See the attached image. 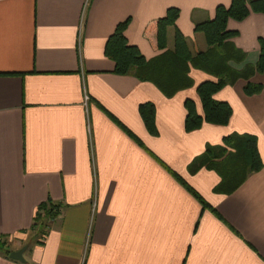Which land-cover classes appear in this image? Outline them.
<instances>
[{"label": "crops", "instance_id": "obj_1", "mask_svg": "<svg viewBox=\"0 0 264 264\" xmlns=\"http://www.w3.org/2000/svg\"><path fill=\"white\" fill-rule=\"evenodd\" d=\"M229 1L0 0V237L9 252L25 246L24 263L0 254V264H264V73L213 95L230 107L226 125L185 132L183 102L201 116L195 87L212 77L190 67L192 86L166 98L114 75L103 55L128 18L127 44L156 56L151 22L168 8L178 10L174 28L189 52H202L194 25ZM226 29L244 54L228 66L253 67L264 14L228 20ZM247 82L260 91L244 95ZM145 102L154 106V135L138 114ZM242 135L254 138L262 167L227 192L246 160L224 138ZM209 149L216 165L192 166ZM44 203L56 214L37 237L32 219Z\"/></svg>", "mask_w": 264, "mask_h": 264}, {"label": "trees", "instance_id": "obj_2", "mask_svg": "<svg viewBox=\"0 0 264 264\" xmlns=\"http://www.w3.org/2000/svg\"><path fill=\"white\" fill-rule=\"evenodd\" d=\"M249 14H264V0H230L228 6L218 5L214 8L213 17L210 20L195 24L194 32L201 33L206 49L192 55L187 47L185 38L174 28L178 10L168 8L161 18L151 23L154 26L155 45L154 50L159 51L156 56L146 60L139 53L135 46L128 45L124 30L128 25L129 19L115 25L112 33L107 37L103 46V55L113 63L112 73L117 76H131L140 82L152 84L166 98L172 97L176 92L192 86V81L188 76L189 68L199 70L214 81H203L195 87V92L200 103L202 115H198L194 103L185 99L183 107L185 110L183 129L185 132L197 130L202 123L214 126H224L227 124L231 110L228 104L216 101L213 95L222 87L232 85L238 78L246 80L250 74L264 73V41L258 39V55L253 67H244L240 71H235L228 66V62H241L244 54L235 49L229 42L235 36V32L226 29L228 20L240 22ZM173 27V46L171 50L166 49V30ZM259 84L247 82L242 92L246 96L257 94L260 91ZM138 114L142 124L150 135L155 134L154 129V106L150 102L138 105ZM237 138V141L233 139ZM225 143L234 142V150L237 155L244 154L246 160L245 169L239 173L237 181L233 187L228 188L227 192L234 190L243 179L261 169L255 140L252 136H227ZM209 149L202 159L194 161L192 166L203 164L215 166V159L219 158L210 155ZM223 155L224 150H220ZM225 159L231 156H225ZM197 199L195 192L187 188ZM55 206L44 203L37 206L31 229L40 233L47 227L56 214ZM9 249L5 238L0 237V254L7 259Z\"/></svg>", "mask_w": 264, "mask_h": 264}, {"label": "water", "instance_id": "obj_3", "mask_svg": "<svg viewBox=\"0 0 264 264\" xmlns=\"http://www.w3.org/2000/svg\"><path fill=\"white\" fill-rule=\"evenodd\" d=\"M25 250V246H22L20 249L11 251L8 253L7 258L19 263H24V259L22 257V254Z\"/></svg>", "mask_w": 264, "mask_h": 264}, {"label": "rangeland", "instance_id": "obj_4", "mask_svg": "<svg viewBox=\"0 0 264 264\" xmlns=\"http://www.w3.org/2000/svg\"><path fill=\"white\" fill-rule=\"evenodd\" d=\"M41 234H45V231L42 230V227H41V232L37 234V237H38L39 235H41Z\"/></svg>", "mask_w": 264, "mask_h": 264}, {"label": "built area", "instance_id": "obj_5", "mask_svg": "<svg viewBox=\"0 0 264 264\" xmlns=\"http://www.w3.org/2000/svg\"><path fill=\"white\" fill-rule=\"evenodd\" d=\"M84 100H86V97H84Z\"/></svg>", "mask_w": 264, "mask_h": 264}]
</instances>
